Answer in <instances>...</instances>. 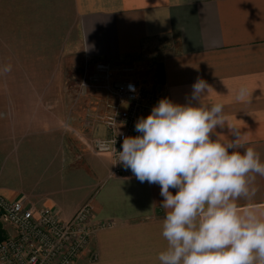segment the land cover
<instances>
[{
    "label": "crops",
    "instance_id": "0c3cea01",
    "mask_svg": "<svg viewBox=\"0 0 264 264\" xmlns=\"http://www.w3.org/2000/svg\"><path fill=\"white\" fill-rule=\"evenodd\" d=\"M17 4L23 34H64V48L74 40L85 65L95 68L99 63L130 67L143 58L149 65L145 69L149 82L167 92L173 103L199 106L191 100L192 86L203 79L213 89L208 102L222 103L226 118L211 138L220 134L221 140H234L238 132L245 147H254L264 162V0H17ZM37 42L32 38L26 48L44 47ZM241 88L246 90L245 102L235 100ZM86 128L90 136L78 141L81 146L92 141L94 149L95 139L109 135L101 121L88 119ZM52 148L42 155L22 148L18 156L10 157L8 145L2 144L0 194L28 206L59 210L63 219L90 202L96 229L75 264H159L158 253L167 246L161 234L165 210L159 207L164 199L160 185L110 176L108 153L87 149L86 163L77 166L67 154L61 161ZM255 187L252 203L264 205V177H256ZM69 188L78 195L67 203ZM170 191L175 195L177 190Z\"/></svg>",
    "mask_w": 264,
    "mask_h": 264
},
{
    "label": "clouds",
    "instance_id": "9594fccd",
    "mask_svg": "<svg viewBox=\"0 0 264 264\" xmlns=\"http://www.w3.org/2000/svg\"><path fill=\"white\" fill-rule=\"evenodd\" d=\"M10 70V65L4 69ZM129 89L135 91L133 85ZM192 89L191 100L199 106L161 98L146 118L138 119L140 135L126 136L118 156L140 182L160 185L167 246L158 262L264 264V205L252 203L264 162L238 132L234 140H221L220 134L211 138L217 126L225 125L224 105L208 102L213 89L203 79ZM245 97L241 88L235 100L245 102Z\"/></svg>",
    "mask_w": 264,
    "mask_h": 264
},
{
    "label": "rangeland",
    "instance_id": "374dc122",
    "mask_svg": "<svg viewBox=\"0 0 264 264\" xmlns=\"http://www.w3.org/2000/svg\"><path fill=\"white\" fill-rule=\"evenodd\" d=\"M18 8L17 0H0V166L4 143L8 145L10 157L18 156L27 147L36 150L37 155L50 153L54 145L52 149L57 158L61 160L67 154L66 159L72 160L73 165H83L87 149L96 152L92 141L86 147L78 142L90 136L86 121H101L109 105L115 103V97L107 89L90 83V76L97 68L90 63L85 65L82 51L77 49L74 40L64 48V34H23ZM29 12L27 15L33 18ZM34 37L38 41L36 45L43 48H26ZM147 63L142 58L130 67L112 65L121 69L123 78L151 84L145 70ZM9 65L11 70L5 72ZM37 131L40 134L34 135ZM13 162L11 159L9 168ZM9 174L12 181V172ZM65 191H68L67 203L78 195L75 188ZM58 213L62 215L59 210Z\"/></svg>",
    "mask_w": 264,
    "mask_h": 264
},
{
    "label": "built area",
    "instance_id": "2783aa9c",
    "mask_svg": "<svg viewBox=\"0 0 264 264\" xmlns=\"http://www.w3.org/2000/svg\"><path fill=\"white\" fill-rule=\"evenodd\" d=\"M96 68L90 83L111 92L115 103L100 117L109 135L95 139L94 150L111 156L110 176L135 177L130 168L118 162L123 140L140 135L135 130L138 119L146 118L159 100L170 99L169 95L155 84L123 78L121 69L111 63H99ZM92 218L90 202L71 218L63 219L50 207L28 206L22 200L0 195V228L4 235L0 239V264H75L95 232Z\"/></svg>",
    "mask_w": 264,
    "mask_h": 264
},
{
    "label": "water",
    "instance_id": "95a60500",
    "mask_svg": "<svg viewBox=\"0 0 264 264\" xmlns=\"http://www.w3.org/2000/svg\"><path fill=\"white\" fill-rule=\"evenodd\" d=\"M0 239H1V240L4 239L3 231H2L1 228H0Z\"/></svg>",
    "mask_w": 264,
    "mask_h": 264
}]
</instances>
